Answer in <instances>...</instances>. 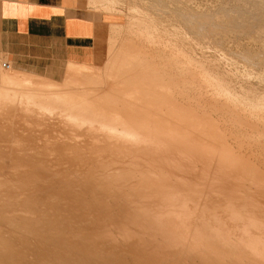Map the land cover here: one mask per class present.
I'll use <instances>...</instances> for the list:
<instances>
[{
    "label": "bare ground",
    "instance_id": "6f19581e",
    "mask_svg": "<svg viewBox=\"0 0 264 264\" xmlns=\"http://www.w3.org/2000/svg\"><path fill=\"white\" fill-rule=\"evenodd\" d=\"M78 1L103 74L1 79L0 264H264V0Z\"/></svg>",
    "mask_w": 264,
    "mask_h": 264
},
{
    "label": "crops",
    "instance_id": "0c3cea01",
    "mask_svg": "<svg viewBox=\"0 0 264 264\" xmlns=\"http://www.w3.org/2000/svg\"><path fill=\"white\" fill-rule=\"evenodd\" d=\"M98 31L96 22L74 15L62 0H0V59L2 69L11 71L0 69V88L6 75L16 82L33 76L40 85L83 77L80 67L102 59Z\"/></svg>",
    "mask_w": 264,
    "mask_h": 264
},
{
    "label": "rangeland",
    "instance_id": "374dc122",
    "mask_svg": "<svg viewBox=\"0 0 264 264\" xmlns=\"http://www.w3.org/2000/svg\"><path fill=\"white\" fill-rule=\"evenodd\" d=\"M69 1L70 0H62V5H63L64 8H66V9H72L74 15H78V16L85 17V18H87L89 20H92V21L96 22L99 25V31H98L99 32V35H98V40H99L98 46L99 47L98 48H99V51L103 54L102 55V59H101V61L96 62L94 65H92L90 67H80L79 68V71H81L80 74H82L83 77H84V74L83 73H85V76H89L90 74L91 75H102L103 74V68H104L103 66L105 65V60H107L106 58H108L107 57L108 56L107 53H108L109 46H110L109 45L110 44L109 43V39L112 40V38L114 36L112 34L106 33L107 30H106V27H104L106 25L104 23H102V21L97 20V19H95L93 17V13L89 12V10L84 7V4H85L84 1H79V2H77V4H70ZM122 19H124V18H122ZM103 20L105 22H108V23H113L114 21H116L114 18H111L108 15H104ZM106 36H108V38ZM109 37H111V38H109ZM117 43H118V41H116V44L115 45H117ZM3 60H4L3 58L0 59V69L3 72H5L2 69V64L4 62ZM5 73L9 74V73H11V71H8V72H5ZM24 76H26V77L29 78V82L32 84L31 86H33L34 88H35V85L36 84L38 85V82L35 83V78L33 76H29V75H24ZM17 80L24 81L21 78H18ZM31 80L34 83L31 82ZM82 80L84 81V78ZM82 80H80V81H82ZM70 81H72V79L66 81L63 85H57V86L56 85L55 86H52V85H54V83H52V82H44V84H42V86L39 85L40 87H37V88L42 89L43 90V93H50L51 90L56 89V88L57 89L67 88V87H65L66 86V83H71ZM80 81H78V83H80ZM74 84H76V83H74ZM74 84L73 85L71 84L72 85L71 87L75 86ZM77 86H78V84H77ZM76 87H75V89H80L81 88L79 86H78L79 88L78 87L76 88ZM45 130H46V128H43L42 129V131H45Z\"/></svg>",
    "mask_w": 264,
    "mask_h": 264
}]
</instances>
